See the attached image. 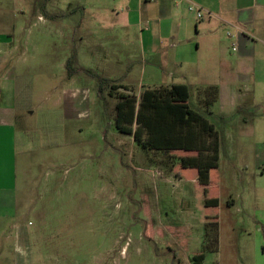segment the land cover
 I'll return each mask as SVG.
<instances>
[{
    "label": "rangeland",
    "instance_id": "1",
    "mask_svg": "<svg viewBox=\"0 0 264 264\" xmlns=\"http://www.w3.org/2000/svg\"><path fill=\"white\" fill-rule=\"evenodd\" d=\"M96 1L125 5L89 8ZM128 1L0 0V40L9 32L14 42L28 40L20 60L22 51L13 50V61L24 73L16 131L24 134L18 143V193L25 188L32 206L24 208V220L32 228L42 226L30 245L31 264H194L204 250L194 183L150 166V158L163 159L143 153L133 135L117 130L110 84L126 85L137 97L143 86L187 84L191 107L203 111L221 141L228 134L229 147L233 140L245 141L238 125L264 122V105L251 93L225 115L219 101L200 107L198 93L207 82H226V61L204 68L193 26L178 40L151 39V29L143 44L141 29L131 21L135 15L127 14ZM24 106L33 109L23 111ZM256 131L264 137V127ZM256 139H248L231 161L251 170L264 147ZM224 162L229 168L228 158ZM247 178L242 167L222 173L218 250L207 252L202 264H252L242 246L253 229L244 213L227 206L244 196L241 179ZM33 206L37 211L30 213Z\"/></svg>",
    "mask_w": 264,
    "mask_h": 264
},
{
    "label": "crops",
    "instance_id": "2",
    "mask_svg": "<svg viewBox=\"0 0 264 264\" xmlns=\"http://www.w3.org/2000/svg\"><path fill=\"white\" fill-rule=\"evenodd\" d=\"M128 3L130 6L126 8L127 14L135 15L131 21L141 29L143 44H145V32H150L151 29L153 36L149 34L148 38L154 39L159 36L178 40L184 30L193 26L201 37V41L196 45V51L203 50L206 62L204 68L215 62L222 66L226 61V65L224 63L228 66V71L225 72L226 82L219 85L207 82L204 86L218 87L221 115H225L226 109L235 108L244 98V93H251L256 104L264 105V0H129ZM116 4L125 5L114 1L109 3L96 1L89 3V8L107 10L117 7ZM192 5L199 9L196 13L189 9ZM198 12L202 14L200 18L197 16ZM27 45L28 40L25 38L14 42L12 32L6 33V37L0 40V264H31L30 245L32 241L38 240L42 231V226L35 229L29 226L30 222L24 220V208L29 210L32 206L25 200L27 196L25 188L18 193V143L20 141L22 145L24 134L16 131L22 109L19 105V94L21 93V96L24 94L20 79L24 77V73L19 71L22 66L19 70H17L18 66H15L13 50L22 51L18 56L20 60ZM153 48L154 46H149L150 54L155 52ZM204 79L209 81L206 75ZM140 91L141 89L138 93ZM4 97H9L5 103L2 102ZM15 98L18 99L17 102ZM68 100L70 101L69 97ZM32 109L24 106L23 111H32ZM260 126L264 127L263 121L247 122L244 126L238 125V134L245 141L229 139L231 147L227 144L228 134L224 133L221 141L218 132L219 210L222 173H226L227 170L237 172L242 167L247 171L248 178L241 179L242 184L245 183L244 196L241 194L239 197L241 206L237 200H231L227 206L235 209V212L244 213L246 222L253 229L252 233H247L245 246H242L247 253V259H251L252 264H264V147L254 156L251 170L247 165L234 162V158L231 161V158L237 151L242 150L243 144L247 148L250 138H257V144L264 146V137H258L256 131ZM235 144L239 147L233 150ZM222 150L224 155H221ZM226 158L229 160V168L224 167ZM235 182H239V179L237 178ZM193 183L195 184L194 181ZM34 211H37L35 206L30 213Z\"/></svg>",
    "mask_w": 264,
    "mask_h": 264
},
{
    "label": "trees",
    "instance_id": "3",
    "mask_svg": "<svg viewBox=\"0 0 264 264\" xmlns=\"http://www.w3.org/2000/svg\"><path fill=\"white\" fill-rule=\"evenodd\" d=\"M130 94V87L110 84L109 95L117 101L115 127L122 134L133 135L143 153L163 159L157 162L148 157L150 166H159L177 179L195 182L196 209L207 242L204 250L193 257V263L202 264L207 252H217L219 243L218 131L203 111L191 107V93L186 84L143 86L138 97ZM198 100L200 107L211 108L219 100L218 87L200 90ZM210 241L213 248L208 244Z\"/></svg>",
    "mask_w": 264,
    "mask_h": 264
},
{
    "label": "built area",
    "instance_id": "4",
    "mask_svg": "<svg viewBox=\"0 0 264 264\" xmlns=\"http://www.w3.org/2000/svg\"><path fill=\"white\" fill-rule=\"evenodd\" d=\"M195 8H197V7H195V6H193V5L189 7V9H190L191 11H194ZM197 16H198V18H200V17L202 16L201 12H198V13H197ZM234 50H235V49H234Z\"/></svg>",
    "mask_w": 264,
    "mask_h": 264
}]
</instances>
